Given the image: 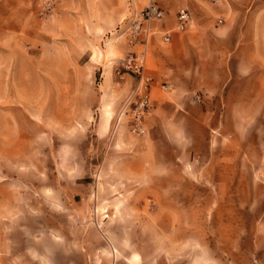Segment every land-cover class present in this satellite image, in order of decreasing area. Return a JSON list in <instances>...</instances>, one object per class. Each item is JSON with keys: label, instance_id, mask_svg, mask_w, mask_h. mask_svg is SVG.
Wrapping results in <instances>:
<instances>
[{"label": "crops", "instance_id": "0c3cea01", "mask_svg": "<svg viewBox=\"0 0 264 264\" xmlns=\"http://www.w3.org/2000/svg\"><path fill=\"white\" fill-rule=\"evenodd\" d=\"M35 1L0 0V112L23 110V56L36 47L39 93L100 95L99 133L105 135L112 59L132 49L125 19L156 2L166 17L154 24L159 33L148 50L154 107L134 173L144 176L153 202L157 192L165 205L172 192L184 194L180 206L194 208L195 219L181 222L225 224L228 238L237 237L235 224L254 222L251 234L239 236L261 246L264 7L252 0H54V10L43 14ZM181 8L190 10L192 23L165 43L162 33L175 28ZM81 79L89 82L83 90ZM223 264H264V250Z\"/></svg>", "mask_w": 264, "mask_h": 264}, {"label": "rangeland", "instance_id": "374dc122", "mask_svg": "<svg viewBox=\"0 0 264 264\" xmlns=\"http://www.w3.org/2000/svg\"><path fill=\"white\" fill-rule=\"evenodd\" d=\"M44 1L34 2L40 12ZM29 50L23 110L0 112V264H223L264 250V240L239 236L254 222L235 224L241 229L228 238L225 224L181 222L195 219V209L180 206L179 191L166 205L163 192L153 202L133 170L145 134L130 131L125 113L134 80L116 74L123 53L112 59L109 130L101 135L100 95L39 93L37 48Z\"/></svg>", "mask_w": 264, "mask_h": 264}, {"label": "built area", "instance_id": "2783aa9c", "mask_svg": "<svg viewBox=\"0 0 264 264\" xmlns=\"http://www.w3.org/2000/svg\"><path fill=\"white\" fill-rule=\"evenodd\" d=\"M210 1L219 2L221 0ZM54 8V0H45L41 13H50ZM165 17V9L156 2H150L125 19L124 32L132 49L125 56L118 58L114 64L118 76L125 78L129 75L134 78L133 89L126 100L125 113L128 117L130 131L137 135L146 134V118L154 107L152 98L154 78L148 71V50L152 37L159 33L154 24L162 22ZM192 20V14L188 8L179 9L175 28L162 33L163 42H171L173 33L188 30Z\"/></svg>", "mask_w": 264, "mask_h": 264}]
</instances>
